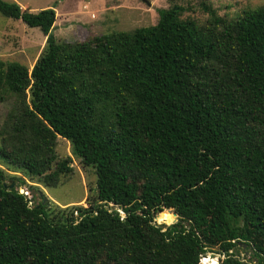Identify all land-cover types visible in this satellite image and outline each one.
Returning <instances> with one entry per match:
<instances>
[{"label": "trees", "instance_id": "16d2710c", "mask_svg": "<svg viewBox=\"0 0 264 264\" xmlns=\"http://www.w3.org/2000/svg\"><path fill=\"white\" fill-rule=\"evenodd\" d=\"M203 5V24L172 4L156 25L62 44L55 8L0 0L46 38L32 70L0 59V103L13 100L0 264H264V7L229 18ZM59 137L95 169L97 192L52 217L5 185L58 186L73 171ZM165 210L176 223L155 222L174 220Z\"/></svg>", "mask_w": 264, "mask_h": 264}, {"label": "rangeland", "instance_id": "374dc122", "mask_svg": "<svg viewBox=\"0 0 264 264\" xmlns=\"http://www.w3.org/2000/svg\"><path fill=\"white\" fill-rule=\"evenodd\" d=\"M18 3L22 9L32 12L55 8L57 20L53 34L57 42L66 44L84 42L95 36H104L116 32L131 33L138 28L156 25L158 10L169 8L172 4L183 6L185 18L190 17L203 24L208 18L203 4L212 6L221 16L237 18L243 11L264 7V0H5ZM46 44V38L39 28H30L22 20L4 17L0 14V59L16 61L32 70ZM13 100L0 103V128L5 122ZM59 159H71L73 171L63 178L56 187H46L36 180L26 178L24 185L14 182L27 194L31 204L48 203L51 216H71L75 208L86 207L87 199L96 195L97 174L93 167H85L74 154L72 144L61 137L56 147ZM2 162L0 161V164ZM8 176L24 177L22 173L6 169ZM7 184H11L10 178ZM169 211L174 215L172 210ZM163 213V212H162ZM161 214V213H160ZM155 217L158 225L169 226L177 222L178 217L168 223ZM76 215V212H74ZM248 253V254H247ZM237 256L251 261L250 251L237 250ZM216 254H209L212 258ZM203 264V259H202Z\"/></svg>", "mask_w": 264, "mask_h": 264}, {"label": "water", "instance_id": "95a60500", "mask_svg": "<svg viewBox=\"0 0 264 264\" xmlns=\"http://www.w3.org/2000/svg\"><path fill=\"white\" fill-rule=\"evenodd\" d=\"M7 188H10V189H12V188H14V183H12V184H10V185H5ZM20 192L21 193H23V191L22 190H20ZM174 215L176 216V217H178V215L176 214V213H174ZM244 247H246V245H244ZM248 254V253H247ZM221 258H223V257H221L220 255H218V254H216L215 256H214V259H216L217 260V262L219 263V261H220V259ZM255 262H257V260L255 259Z\"/></svg>", "mask_w": 264, "mask_h": 264}]
</instances>
